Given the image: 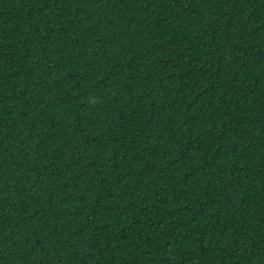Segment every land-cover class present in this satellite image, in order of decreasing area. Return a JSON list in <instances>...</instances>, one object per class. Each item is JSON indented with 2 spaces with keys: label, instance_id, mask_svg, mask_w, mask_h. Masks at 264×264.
<instances>
[{
  "label": "trees",
  "instance_id": "1",
  "mask_svg": "<svg viewBox=\"0 0 264 264\" xmlns=\"http://www.w3.org/2000/svg\"><path fill=\"white\" fill-rule=\"evenodd\" d=\"M0 264H264V0H0Z\"/></svg>",
  "mask_w": 264,
  "mask_h": 264
}]
</instances>
